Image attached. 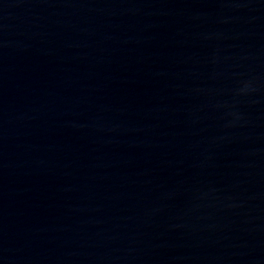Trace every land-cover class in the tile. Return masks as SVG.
<instances>
[{
    "label": "water",
    "instance_id": "obj_1",
    "mask_svg": "<svg viewBox=\"0 0 264 264\" xmlns=\"http://www.w3.org/2000/svg\"><path fill=\"white\" fill-rule=\"evenodd\" d=\"M0 264H264V0H0Z\"/></svg>",
    "mask_w": 264,
    "mask_h": 264
}]
</instances>
